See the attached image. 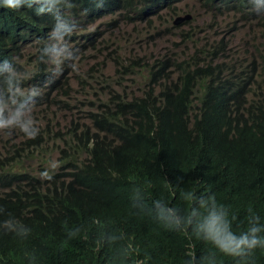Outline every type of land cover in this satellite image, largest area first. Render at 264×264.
Listing matches in <instances>:
<instances>
[{"label": "trees", "instance_id": "trees-1", "mask_svg": "<svg viewBox=\"0 0 264 264\" xmlns=\"http://www.w3.org/2000/svg\"><path fill=\"white\" fill-rule=\"evenodd\" d=\"M50 25L30 11L0 14V59L26 36L39 53ZM127 74L145 78L143 89L114 92L110 105L91 114L93 125L70 123L52 180L13 157L25 144L41 149L48 124L35 139L21 133L22 141L0 157V264H138L134 253L144 255L153 241L179 247L182 235L156 220L154 202L183 218L190 205L182 193L189 190L215 194L228 206L237 235L247 227L249 208L264 224V54L259 68L214 51L201 66L154 61L131 64ZM61 81L54 82L56 92ZM196 85L204 90L200 103ZM193 227L189 243L201 264L216 250L197 239ZM21 228L30 231L20 235ZM254 260L264 264V249Z\"/></svg>", "mask_w": 264, "mask_h": 264}, {"label": "clouds", "instance_id": "clouds-1", "mask_svg": "<svg viewBox=\"0 0 264 264\" xmlns=\"http://www.w3.org/2000/svg\"><path fill=\"white\" fill-rule=\"evenodd\" d=\"M71 9L78 11L77 17H72ZM19 11H30L37 17L51 21L43 47L39 49L40 54L31 45L30 36L25 37L26 41L18 43L35 50L37 57L33 69L23 73L18 71L15 60L17 44L8 48L6 58L0 59V77H4L0 81L3 85L0 87V148L3 149L0 157L13 144L18 145L22 141V134L35 139L39 135V127L46 124L49 126L42 132L44 144L41 149L25 144L13 151V157L20 160L30 172L25 165L26 157L32 156L35 150L44 153L54 151L57 155L65 147L62 138L67 136L66 127L70 123L93 125L91 114L110 105L111 99L115 98L114 92L134 94L143 89L145 78L141 75L135 74V79L122 75L124 68L131 64L128 58L121 57L115 49L105 54L113 69L111 73L100 67V64L85 75L78 73L74 76L70 73L86 51L101 52L107 49L105 46L98 47L101 41L97 43L98 36L104 33L88 31L98 21L109 18L113 22L106 23V30L115 22L143 23L147 39L167 34L180 36L178 41L173 42V47L183 46L179 54L156 57L151 62L141 57L135 64L148 65L157 61L158 64L168 65L185 60L201 66L204 61H208L210 53L218 51L238 60L245 59L246 63L259 68L264 54V46L258 49L253 46L255 49L251 48L242 57L235 52L229 53L226 35L222 34L226 29L235 28V16L242 27L251 32L252 39H262L264 45V0H0V14L15 17ZM73 33L74 38L69 40ZM142 35L138 31V36ZM46 77L49 81L40 85ZM58 78L62 81L56 92L54 82ZM203 91L200 86H195L194 96L198 97L199 103ZM49 107L73 108L76 115L68 123L62 124L50 113ZM245 116L249 124L257 123L253 116ZM38 117L41 119L37 122ZM58 167L57 162H52L49 168H41L38 174L32 173L42 180L50 181ZM182 196L190 205L183 218L177 215L175 208H164L159 201L154 202L158 209L156 220L170 232L182 235L179 247L153 241L149 250L140 256L129 242L127 246L135 252L138 264H183V261L184 264H196L198 258L193 253V244L189 243L192 236L187 232L193 225L196 238L216 250L209 256L199 257L201 264H226V261L217 259V254L234 259L235 264H255V251L264 249V224L252 208L248 209L247 220L243 223L247 227L237 235L233 227L236 217L231 213L229 218V207L218 203L215 194L197 196L189 190L183 192ZM28 231L21 228L18 234L27 235Z\"/></svg>", "mask_w": 264, "mask_h": 264}, {"label": "rangeland", "instance_id": "rangeland-1", "mask_svg": "<svg viewBox=\"0 0 264 264\" xmlns=\"http://www.w3.org/2000/svg\"><path fill=\"white\" fill-rule=\"evenodd\" d=\"M264 18V17H263ZM233 20H237L234 29H226L222 34L226 35L227 51L229 53L235 52L242 57V54L250 51L253 46L263 48V40L256 38L252 39L251 32L242 27L238 19L233 16ZM263 21V20H262ZM111 22L109 18L98 21L96 24L88 28V31L96 32L99 35L97 43L101 41L98 47H107L106 50L96 52L94 50L86 51L79 61H76V67L70 73L87 74L92 68H95L98 64L108 73H111L113 69L109 66L105 54L107 51L115 49L121 57L128 58V63L135 64L141 57L151 62L156 57H173L175 54H179L183 46L173 47V42L178 41L180 36H174L171 34L154 37V39H147L146 26L143 23H125L115 22L108 30L106 23ZM113 23V22H111ZM264 24V21H263ZM264 30V26H263ZM138 31L143 33L142 36H138ZM221 35V34H220ZM18 54L15 55V60L18 64V71L21 73L30 71L35 67L37 54L34 49L23 47L19 44L16 46ZM103 63L106 65L103 66ZM137 70H140L139 66H136ZM131 79H135L133 74H127ZM116 89L120 87L114 86ZM50 113H52L60 123H68L69 119L76 115V111L72 108L61 109L57 107H49ZM18 130L14 131L17 132ZM1 133V132H0ZM18 141V139H16ZM9 144V143H8ZM2 152L3 149L0 148ZM57 155L54 151L51 152H39L35 150L32 156H28L25 159V165L32 172L38 174L41 168H49L50 163L55 162Z\"/></svg>", "mask_w": 264, "mask_h": 264}]
</instances>
